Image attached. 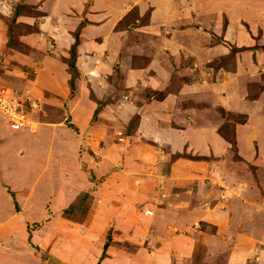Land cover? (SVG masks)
I'll use <instances>...</instances> for the list:
<instances>
[{"label": "rangeland", "instance_id": "1", "mask_svg": "<svg viewBox=\"0 0 264 264\" xmlns=\"http://www.w3.org/2000/svg\"><path fill=\"white\" fill-rule=\"evenodd\" d=\"M219 1L177 2L173 0L168 4L167 18H165L166 14L151 10L149 2L145 1L143 7L137 2L120 18H117L112 26L109 32L111 36L108 35V38L111 39L110 45L115 46L112 48L106 46L105 51L100 54L99 60L93 62L92 66L100 65L102 67L100 72L95 75L96 78H93L91 82L79 83L78 78L81 77V71L75 66L73 89L71 90L68 84L69 91L61 100L57 97L49 101L46 100L49 92L46 93L43 84L34 79L41 52L46 53V50L47 53L51 52L54 53L52 55L59 56V52L53 46L47 47L44 51L43 49L36 50L35 60L30 63L32 65L29 67L23 66L19 61H11V64L7 66L0 56V118H3L7 125L12 126L13 129L26 128L35 132L42 123L59 122L76 132V127L68 112L71 104L69 102L79 94V88H83L82 90L88 91V96L95 103L93 119L89 123L90 127L94 129L97 126L96 131L99 130L102 133L95 135L104 137L106 135L105 139L110 143L109 146L118 150L116 154H113L116 160L113 159L112 167L108 169L107 173H103L105 168L100 169L96 164V166L94 165L92 157H90L91 160L88 158L89 166L93 172L86 169L87 175L84 176L92 177L96 186L103 187L93 195L90 189L71 190L73 184L78 186L82 182L80 178L76 179V177L82 176L80 169H85L86 166L84 167L83 160L81 161V158L77 157L76 152L79 153L84 147L80 143L79 147L72 142H67L62 137H56V142H45V147L50 152L47 159L51 162L42 161L45 169L37 168L38 164L37 172L39 169L40 171L51 169L55 162L62 170L56 178L51 179L47 176L41 192L48 197L51 196L49 195L51 190L60 187L58 192L61 194L62 201L58 204H62V206L60 209L54 210L50 209V204H47V209L37 205L36 216L41 212H43V216L35 217L38 219L34 221L27 219L25 225L16 221V224H19L18 228L16 226L17 229L14 227L4 228L7 220L0 218V247L14 245L13 251L8 253V256L14 252L13 257L16 260L18 254L23 255L22 258L26 254L27 258L24 260V264H264V231L261 239L258 237V231L257 233L253 232L246 241L239 238V242L237 240L235 248L232 249L236 239L235 232L229 236L214 234L216 232H212L213 227L200 222L198 224L196 222L195 225L185 222V227L179 228L169 227L171 225H169V215L167 214H169V204L173 202L169 201V190L161 187L163 180L155 181L158 174L161 173L159 167L164 172L168 168L169 161L178 156H190L191 158L199 156L185 153H174L169 156V151H163L166 154L165 157L146 160L147 164L136 173L131 174L130 177L126 176V169L123 170L122 157L119 158V154L123 155L127 149L130 150L134 142H150L151 144H138L151 151L156 150L152 144L156 141L149 138L148 134H141L137 128L144 118L153 116L162 107L167 110L168 114L169 106L175 109L197 108L198 112L205 113L198 116L205 118L208 115L206 108L209 106L208 100L214 98L213 94L222 93L225 95L227 93L226 89L218 88V84H216L222 82L220 78L219 82H217L218 78H214L217 71L221 69L228 72L238 71L249 77L253 74V78H249L246 83L249 99H254L264 92V68L256 63L259 61L257 51L260 56L264 54V38H262L261 29L254 30L260 24L258 19L253 18L255 11L246 10L248 6L246 0L242 4L240 1L233 4L220 3ZM261 8L263 10L262 5ZM230 18L235 20L233 22H236V25H230ZM262 20L264 21V12ZM12 22L13 20L10 19L6 21L10 34H7L4 50L5 52L11 50L12 53L18 51L27 54L29 50L26 45L18 41L12 32L15 27L12 26ZM22 29L21 31L27 30V28ZM79 31L80 26L71 32L74 38L73 43H75L73 58L71 56L73 43L66 57L60 56L66 63L70 76L71 71L68 69L67 62L72 58L74 64L76 63ZM253 31H255L254 36H252ZM251 37H253V42H251ZM113 48L118 49L114 50ZM248 53L251 54L250 58ZM17 69L23 73L16 74ZM91 85L98 86L99 98L94 96ZM5 100L15 112L24 115L25 121L20 123L13 116L15 123L9 121L4 115V112L9 114ZM56 106L59 110L54 108ZM232 108L235 107L227 109L224 106L216 105V116L221 123L219 132L229 142L232 149L231 158L235 160L237 153L240 152L235 142L236 129L241 125L243 127L246 122V114ZM102 110L104 111L100 113ZM108 110L110 112L107 114ZM99 116H103L100 122L97 118ZM176 116L189 120L190 125L194 122L195 117L194 114H178ZM240 134L243 137L246 135L245 132ZM81 138L83 137L81 136ZM96 139H101V137ZM38 144L41 145V143ZM252 145L255 152H262L259 142H252ZM241 151L247 153L246 149L241 148ZM60 152L61 156H67V160L59 156ZM257 159L241 165L242 171L239 174L243 175L244 179L248 178L253 182V187L249 189V196L251 199L259 201L255 209L257 212L255 221L264 226V167L261 162H255ZM75 172L81 175L77 174L72 178ZM105 175L107 177L114 175L116 183L111 187L107 184L105 186L103 183ZM70 179L73 184L65 186L64 184L68 183ZM48 181L57 185H50ZM101 184L104 185L101 186ZM147 185V190L150 191L145 190L144 187ZM226 185L229 186V184ZM222 187L224 188L225 185ZM96 189L97 187H95ZM154 189L155 191H153ZM135 191L147 193L140 194L138 197ZM82 192L89 195L88 208L84 214L81 213L80 219H71L70 216H66V212L70 210L72 201ZM11 197V208H8L11 214L9 219L14 214L15 219L21 218L24 221L25 211L21 201L13 194ZM25 197L27 199V196ZM104 205L111 209V216H106L98 221V217L105 215V211H101ZM29 208L32 207L29 206ZM73 211H79V209ZM70 212L74 213L72 210ZM158 212L162 223L166 224L161 230L153 226L154 217H157ZM121 215L124 218H120ZM45 221L47 222L44 225ZM100 227H106L110 232V235L108 234L106 239L104 238L101 242H99L102 233ZM71 230L77 235L76 243L74 239H72L73 243H69L70 239L65 238L66 236L70 237ZM27 232H30V235L33 234L34 240H27ZM179 233L181 236H178ZM43 235H52L51 240H42L38 244L35 240ZM180 237L183 240L189 238L187 251H185L186 244L183 246L175 243ZM20 239L24 242H18ZM84 240L88 242H84ZM108 243H111V248L106 252ZM20 245L25 249L23 253L20 250ZM65 246L74 252L73 256L68 253V256L62 255L63 251L67 252ZM53 252L57 253L58 258L51 255ZM115 255H120V257H114ZM111 258L113 260H110Z\"/></svg>", "mask_w": 264, "mask_h": 264}, {"label": "crops", "instance_id": "2", "mask_svg": "<svg viewBox=\"0 0 264 264\" xmlns=\"http://www.w3.org/2000/svg\"><path fill=\"white\" fill-rule=\"evenodd\" d=\"M145 1L151 4V10L166 14L165 18L169 14L168 4L173 2V0H0V56L7 66L11 64V61H19L23 66L27 65L29 67L32 65L30 63H33L35 60L36 50L41 51L43 49L44 51L47 47L53 46L59 52V56L56 57L51 52L47 53L46 50V53L41 52L35 69L34 79H37L39 83L41 82L43 84L46 93L49 92L45 98L46 100L49 101L56 97L61 100L69 91L68 80L70 79V75L66 63L63 62L60 56L66 57L74 41L71 32L80 26L79 43L77 44L78 55L76 63L74 64L81 71V77L78 78L79 83L83 81L91 82L93 78H96L95 75L102 69L100 65L92 66L93 62L99 60L98 58L105 51L106 46L111 48L115 46L110 45L111 39L108 38L115 21L124 12L135 6L137 2L143 7L146 3ZM176 1L188 2L194 0ZM214 1L217 2L219 0ZM238 1L241 4L243 2L245 3V0H220L219 2L233 4ZM246 4L248 5L246 10L250 9L251 12L255 11L253 18L258 19L260 22L254 30L261 29L263 34L262 38H264V21L262 20L264 0H246ZM261 5L263 6V10ZM15 11L16 13H14ZM9 19L13 20L15 24L12 30L14 36L28 48L29 52L27 54L18 51L12 53L11 50L5 52L4 48L7 34H10L8 33L9 30L6 23ZM233 21L235 20L230 18V25H236V22ZM22 28H27V30L21 31L23 30ZM254 32H252V36H254ZM253 41V37H251V42ZM113 49L117 50L118 48ZM107 51L109 52L110 50ZM92 53L94 55H89ZM209 56L208 54V58ZM248 56L250 58L251 54L248 53ZM257 59H259V63H256L264 68V54L260 56V53L257 51ZM250 66L253 67L252 65ZM103 69L105 70V67ZM15 73L20 74L23 71L17 69ZM214 78H218L217 82H219L220 78L221 83H216V79L214 82L218 84V88L226 89L227 93L225 95L222 93L213 94L214 98L208 100L209 106L206 107L208 115L205 118L198 116L199 114L203 115L205 113L203 111L198 112L197 108L184 107L175 109L169 106L168 114L167 110L162 107L153 116L144 118L137 128L141 134H148L147 136L149 138L156 141L152 142L156 150L151 151L147 148L140 147V144H151L150 142H134L130 150L127 149L123 155L122 153L119 154V158L120 156L122 157L123 170L125 171L126 169V176L130 177L131 174L136 173L147 164L145 163L146 160H153L154 157H165L166 154L163 151H169V156L174 153L199 156L198 158L178 156L169 161L168 168L164 172L159 167L161 173L158 174L155 181L158 179L163 180L161 187L163 186L162 188L169 190V201L173 202L169 204V214H167L169 215V225H171L169 227L179 228L185 227V222L192 223V225L200 222L209 224L211 228L213 227L212 232H216L214 234L229 236L235 232L236 239L232 247L234 249L239 238L246 241L253 232L257 233L258 231V237L261 239L264 231V226L255 221L257 213L255 209L259 201L253 200L249 196V189L253 187V182L248 178L244 179L245 177L239 174L242 171L241 165L254 161L256 158L258 159L255 162H261L264 167V92H261L254 99L247 97L246 83L249 81V78H253V74L249 77L240 74L238 71L228 72L225 69H221L217 71ZM91 87L94 96L99 98L98 86L91 85ZM82 89L79 88V94L74 96V101L72 99L73 102H69L71 104L68 109L71 121L76 127V132L71 131L59 122L42 123L35 132L26 128L18 130L13 129L12 126L7 125V122L3 118H0V218L7 220L3 226L4 228L9 229L14 227V229H17L19 224H16V221L25 225L27 219L34 221L38 219L35 217L43 216V212L36 216L35 208L37 205L48 208L47 204H50V209L52 208L54 210L61 208L62 204H58L62 201L61 194L58 192L60 187L51 190L52 192L49 193L51 196L48 197L41 192L47 176L51 179L56 178L58 176L57 174L62 170L55 162L51 169L40 171L41 168L45 169L42 161L51 162L47 159L50 152L49 149H46L45 142H56V137H62L67 142L84 147L79 153L76 152L77 157L79 156L81 161L83 160L84 167L86 166L85 169H80L82 176L76 177V179L80 178L82 182L78 186H75L72 183V179H70L64 185L68 186L69 184H73L71 190L75 189V191L90 189L93 195L94 193L97 194L103 188L96 186L92 177L88 178L84 176L85 174L87 175L86 169L93 172L89 166L88 158L91 160L90 157H92L94 165L96 164L100 169L105 168L103 173H107L108 169L112 167L111 162H113V159L114 161L116 160L113 154H116L118 150L109 146L110 143L105 139L106 135L105 137L98 136L101 135L102 131H96L97 126L94 127L95 130L90 127L89 123L93 119L95 103L88 96V91L84 92ZM64 100L67 101L68 99ZM216 105L224 106L227 109L228 107H235L232 109L246 114L245 124H243V127L241 125L236 129L235 142L240 152L237 153L235 160L231 158L232 149L229 142L219 132L221 123L216 116ZM54 108L58 109L57 106ZM103 111H100V113ZM109 112V110L106 111L107 114ZM178 114H194V122L190 125L189 120L177 117L176 115ZM102 117H97L98 122H100ZM242 132L246 133L244 137L240 134ZM99 137L101 139H96ZM252 142H259L262 147V152H255ZM38 143H41V145ZM107 146L111 149L109 147L107 148ZM241 148L246 149L247 153L241 151ZM156 154L158 155L156 156ZM61 155L60 152L59 156L67 160V156ZM96 159L97 161L95 162ZM36 167L40 168V172H37ZM80 167L82 166L80 165ZM80 173L75 172L72 178ZM103 183H105V186L107 184L111 187L112 184L116 183L114 175L110 177L105 175V182ZM224 183L229 184V186ZM48 184L52 185L55 183H49L48 181ZM59 185L61 186V184ZM223 185H225L224 188L222 187ZM95 187H97L96 190ZM147 187L148 185L144 187L145 190H147ZM147 191L150 190L148 189ZM141 192L135 191V194L140 197V194L145 195L147 193ZM11 194L15 195L23 205L25 211V215L23 216L24 221L21 218L19 220L15 219L14 214L9 219L11 214L8 208H11ZM25 196H27V199ZM29 206L32 208L30 209ZM102 210L105 211V215L103 214L98 217V221L106 216H111V209L106 205L102 206ZM41 211L43 210L41 209ZM121 216L120 218H124L123 215ZM46 222L43 224L45 225ZM153 226L159 230L166 226L165 223H162L159 212L157 213V217H154ZM100 228L102 233L99 242L104 238L106 239L108 234L110 235L106 227ZM72 232V230L69 232L70 237H64L70 239L69 243H73L72 239L76 243L77 235ZM179 235L181 236L180 233ZM51 236H39L35 241L37 243L42 240L50 241ZM14 237L16 238V236ZM27 237V240H34L33 234L30 235V232H27ZM188 239L183 240L180 237L175 243L182 244L183 246L186 244L185 251H187L189 249ZM18 242H24V240L21 241L20 239ZM84 242L88 241L84 240ZM108 244L109 247L107 246L106 252L111 248V243ZM13 246L11 244L10 247L6 245L0 247V264L25 263L24 260L27 258L25 257L26 254L24 258H22L23 255L18 254L20 257L17 256L16 260L13 257L14 252L8 256V253L13 251ZM70 246L72 247L71 244ZM65 247L67 252L63 251L62 255L68 256L70 254L73 256L74 252L67 246ZM20 250L22 253L25 251L22 245H20ZM181 251L183 252V248ZM96 252L98 253V250ZM51 255L58 258L56 252H53ZM114 257H120V255H115ZM110 260L113 259L111 258Z\"/></svg>", "mask_w": 264, "mask_h": 264}, {"label": "trees", "instance_id": "3", "mask_svg": "<svg viewBox=\"0 0 264 264\" xmlns=\"http://www.w3.org/2000/svg\"><path fill=\"white\" fill-rule=\"evenodd\" d=\"M16 13V11L14 12ZM14 22H12V26H14ZM8 30L10 31L9 29V26H8ZM10 33V32H9ZM74 44H72L71 46V56L73 58V48H74ZM71 58V61L67 62L68 64V69L71 71V76H70V79L68 80V84L69 86L71 87V90L73 89V77H74V74L76 72V67L74 65V62H73V59ZM89 199V195L86 193V192H82L79 194V196H77L71 203L70 205V210H72V212L74 213H71L70 210L66 212V216H70L71 219H75V220H78L80 219L81 217V213H85L87 208H88V202L87 200ZM82 207V208H80ZM74 209H79V211H73Z\"/></svg>", "mask_w": 264, "mask_h": 264}, {"label": "built area", "instance_id": "4", "mask_svg": "<svg viewBox=\"0 0 264 264\" xmlns=\"http://www.w3.org/2000/svg\"><path fill=\"white\" fill-rule=\"evenodd\" d=\"M1 98V97H0ZM1 101V100H0ZM5 105H7V108H8V111H9V114L8 113H5L4 112V115L9 119V121H11L12 123H15L13 122V117H15L16 121L22 123L23 121H25L24 119V115L22 113H19V112H15L14 109L11 108V105L8 103V101L5 100ZM15 113V114H14ZM13 116V117H12ZM17 124V123H16ZM20 125V124H18ZM22 125V124H21Z\"/></svg>", "mask_w": 264, "mask_h": 264}]
</instances>
